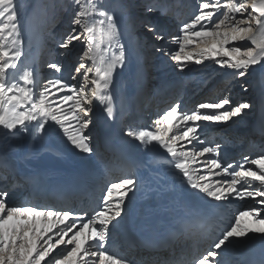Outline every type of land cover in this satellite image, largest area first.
<instances>
[{
	"label": "snow or ice",
	"instance_id": "obj_1",
	"mask_svg": "<svg viewBox=\"0 0 264 264\" xmlns=\"http://www.w3.org/2000/svg\"><path fill=\"white\" fill-rule=\"evenodd\" d=\"M72 5L74 15L69 31L62 36L59 46L67 50L74 42L83 45L79 63L72 68L68 81L47 79L35 91L31 68L25 67L18 77L9 74L18 68L24 55L20 5L18 0H0V128L19 132L27 131L32 125L47 131L50 120L59 126L72 146L83 153H92L91 138L85 130L91 124L93 102L106 105L104 111L108 117L113 116L110 90L113 73L125 64L126 50L115 15L100 7V0H72ZM198 8V13L181 26V34L171 37L178 50L171 52L159 47L158 52L170 55L181 68L183 62L195 60L196 64H202L211 60L241 78L254 66L264 68V0H201ZM147 11L155 9L149 6ZM155 23L148 21L145 28L156 41L163 42L165 37ZM236 42L245 43L235 46ZM47 66L56 73L62 70L57 63ZM78 78L79 87L69 82ZM178 108L174 105L166 110L153 122L152 130L130 128L125 135L146 146L158 143L171 157L167 163L181 181L206 197L216 201L233 196L241 200L258 197L257 203L264 205V150L254 159L245 156V163L235 167H222L218 159H210L204 166L207 174H200L201 170L193 165L205 154H218L220 146L185 147L193 140L198 145L202 143L196 135L197 122H227L250 109L251 104L233 106L225 96L217 102L198 104L190 114ZM207 112L211 114H204ZM221 173L230 178L213 179ZM136 183L133 178L109 183L102 197V209L91 216L86 212L74 214L70 209L12 206L7 202L10 193L0 189V264H136L135 260L110 254L106 247L109 225L121 217L125 198ZM246 219L251 223H245ZM253 232L264 234V212L257 207L235 215L234 223L226 225L219 236L211 239L210 250L194 256L190 264H222L218 257L224 248L234 238H248ZM161 264L188 262L172 258Z\"/></svg>",
	"mask_w": 264,
	"mask_h": 264
},
{
	"label": "bare ground",
	"instance_id": "obj_2",
	"mask_svg": "<svg viewBox=\"0 0 264 264\" xmlns=\"http://www.w3.org/2000/svg\"><path fill=\"white\" fill-rule=\"evenodd\" d=\"M136 1L140 2L141 4L146 2V0H130L132 3L130 8V3L128 1L124 4L121 0H100V7L107 9L109 12L115 15L121 31V43L125 45L126 50L125 64L122 67L118 66L116 71L113 73V84L110 89L113 96V116L110 118L104 109L101 111L102 116L105 117L104 122L100 125L102 128L100 136L103 140L99 141L102 142V144L99 145V151L96 153H98V157L101 160L100 162L103 164V168L101 169L100 166H97L94 164V162L86 159V155L83 152L79 155L77 154L78 156L71 155L70 149H73L74 153L81 151L72 146L70 142L67 141L66 136L62 137L64 142L63 144H55V141L52 138H49L46 141V144H48V150L53 153L47 154L44 160H42L43 162H40L42 163L41 166L45 167V169L53 165L52 167L55 169L54 171H56L58 174H63L67 179H74L76 181L74 182L77 184V186L83 187L84 179L95 180L99 176H102L105 179L104 181H106V184H108L113 179H118V176L122 171L121 169L123 168V162L119 157V152H121L122 155L126 157H130L134 167L132 166L129 168L134 171V178L137 180L138 184L135 190L133 188V191L128 194L129 197L127 196V198H125V202L128 204V206L123 207L120 217L122 219L120 221H114L113 226H110L111 239L106 245L109 253L113 254L115 253L116 249H118V253H115L118 257L123 256L129 260H135L136 264L139 263V261H141L140 264H161V261L172 258L177 261H190V258L195 254L197 249L205 246L208 248L210 247L211 242L210 239H203L202 235L199 233L193 234L190 230H186L187 234H183V232H181L182 236L177 242L170 240V246L160 253H154L153 251H148L147 249L139 247H136L135 249H127L122 241L123 234H127L129 236L135 235L154 237L156 235L170 231L172 227H175L176 230H178L180 222L186 216L194 215L195 210L198 212H210L213 221L209 225V229L206 230V232H209L213 230L211 227L213 222L218 224V220L223 221V218L228 220V216H225L229 215L232 211L231 208H228L229 206L227 203L223 201H216L211 197H206L204 193H200L198 190L191 189L187 185L186 181L182 182L178 177L176 170H174V168L167 163L171 157L166 154V150L163 149L158 143L153 142L152 145H147L148 153L146 155H138L136 154L133 148L134 145L132 143H138L139 141H136L133 138L125 135L126 130H123L121 119L125 112H128L131 109H134V113L137 111L138 104L134 105L131 102L136 96V85L139 87V89L141 88V93L143 95L141 102L143 105H147L148 111L152 114H154V111L158 109L157 107L160 105L162 107L165 106L164 111L168 110L174 105H178V109L182 108L184 105L182 104L183 101L181 103L176 102L177 94L174 93V89H161L160 87L153 84L144 86V82L153 77L152 75L155 73L154 69H150L151 62L149 61L150 58L148 55L150 56V54H148V51L150 52L151 49L148 48V44L146 45V43L142 42L144 40L143 37H140V40L138 37H136L138 42L143 44V50H141L139 46H135L136 48L134 49H128L126 46L127 43L124 41L126 39H133L132 43L135 44L137 42L134 40V37H132L133 31L131 30L132 28L133 30H136V28L134 26H130V20L131 22H134V19L132 20L130 17H126V12H128L129 8L130 11L136 10L135 7L138 5ZM181 3L183 2L179 0L176 4V8H178V10H176L178 12L183 7V4ZM186 3L187 2L185 1V4ZM28 4V0H24L20 4L19 16L22 17V20L25 24L24 27L21 24V35L24 41L23 53L26 57V66L31 68L33 71V68L36 67L37 55L42 51L40 48H36V44H41L43 42L44 48L45 46H48L46 44H49V42H46V39H49V37H46V35L44 36V33L49 32L52 29L51 27L57 23L56 15H58L57 19L63 14L66 18L68 13H71L70 17H67L69 18L67 21H70L72 17V11L70 12L71 2L69 4L66 3L65 6H63L61 2V4L58 5V8L52 10L51 12L45 13L40 0H34L33 2H30L29 5ZM149 4L150 3H145L144 5ZM28 6L30 8L27 11ZM169 10L170 9L166 8L163 10L166 11V14H159V19L162 21V24L159 27L160 21L158 22V31H165L167 21L172 19V16H169ZM144 13L145 12L141 9V14L144 15ZM178 14L179 13L175 14L174 20H177ZM143 26L145 27V24L142 25V27ZM68 31L69 26L66 23H62L60 34L65 35ZM244 43L245 42H243V44ZM53 44L54 43H52V45ZM77 44L78 42H74V44L69 48L70 50L67 49V53L63 56L66 60V69L69 74L72 70V68L69 66L72 65L73 67L75 65L72 63V61L75 59L79 60L80 56L82 55V47H79ZM25 45L27 49H25ZM248 46H251L250 43ZM46 50L49 51L48 49ZM73 52L75 53V55H73L75 56V59H71L72 57H70ZM44 57V65L41 71L49 73L53 72L54 70L47 66L48 64L52 63L50 62L51 57L48 58L46 55ZM22 59L19 64L22 63ZM206 61L208 60H205L204 62ZM148 63L150 64L147 65ZM213 70H217V72L214 73L211 79L206 81L201 79L194 80L187 75V88H196L199 85H202V82H205L203 85V87L205 86L204 89L203 87L201 88L205 94H202V98L199 96L202 100H205V102H217L219 99L228 96L232 103L236 102L235 104H232L233 106L248 102L251 104V108L244 110L239 116L233 117L227 122H217L216 124L209 125V121H204L203 126L200 125L197 128L196 135L198 140H201L200 142L203 144H205L207 141H211L212 144L219 145L221 148L222 160L227 158L226 154H230L232 160L237 161V163L240 164L244 160L243 157L246 151L251 152L249 153L250 156L256 157L261 152V150H264V68H261L260 66H254L250 73L244 78L233 76L231 69H221L216 64H214V69H212V71ZM49 73L46 75V78L52 79V77H48L49 75H52ZM166 75H168V73ZM166 75L165 78L167 79L168 76ZM173 76V82L178 83L181 77H177L175 74ZM75 81L76 83H79L80 79L78 78ZM192 83H197V85L195 87H191ZM168 90H170V95L168 94V96H165ZM169 98H171V101H169ZM160 100H162V103L158 104ZM93 109H98L100 111L102 109V105L94 101ZM164 111L161 112L160 116H162ZM128 119L134 120V117L130 116ZM49 122L54 123L50 120ZM34 123L35 122H33V124ZM140 125L142 128L143 124ZM138 126L139 125L135 124L132 126V129L138 130ZM152 126L153 125H150L148 129L150 130L151 128L152 130ZM32 127V125H29L27 131H21L22 135L18 141H15L11 137V135L17 131H8L3 128L0 129V150L2 152L7 151L9 154L8 158H11V156L14 157L15 160H12L14 164L21 165V159L17 155L19 153H17L18 151L14 150V147L11 145L3 144L4 140L9 136L8 138L11 140V142H21L24 144L27 137H29V135L32 133L30 130ZM211 127H213L214 130L210 131ZM37 131L38 134L41 130ZM202 143L200 145H202ZM66 144L69 145L70 149H64ZM4 145L6 147L9 146V149H7ZM193 145L194 142H192L190 145H187L186 147L192 148L191 146ZM103 146L108 147V152L106 151L107 149H103ZM24 147L25 149H28V145L26 143L24 144ZM112 149H115L116 152L112 153L110 151ZM228 150L231 152L226 153ZM77 157H82L83 160L89 161V163L82 161V163L85 162L84 167H86V169L82 168V166H79V162H81V160L77 162L71 161ZM198 160L200 163L204 161L202 158H198ZM34 162L36 163L37 161ZM40 162L31 164L32 168L35 169L37 166H39ZM69 163L71 164L69 165ZM253 168L255 170V166H253ZM119 171L120 173L118 174ZM3 172L4 170L1 171L0 176ZM4 174L7 175L5 172ZM46 175L48 178L54 177V175L48 173ZM83 175L84 178H82ZM9 183H11V185L16 184L15 181H9ZM18 185L19 184H17V186L14 188L16 191L14 195H11V198L21 206H34V204H37V206L40 207L48 208L50 206L52 208L56 206L55 204L58 206H72L75 204L74 206L78 207V209L85 208L86 211L90 210L92 207L90 205L93 202H89L86 198L82 199V202V200H80V195L73 191H71L65 197V199L62 197L57 199L58 196L55 194L50 197L47 196V198L44 200L40 196L36 197L37 200L29 199L27 197H19L23 189H25V185L22 184L23 189ZM69 185L70 183H66L65 188H67ZM101 187L102 183H99V188ZM91 188H94V185L91 186ZM99 192L100 191L98 190L95 193L99 194ZM183 195L189 197V202L184 203L179 200L180 196ZM259 199L260 198L257 197L255 199L245 198L243 200H237H240L238 202L239 206H244L245 208L257 207L261 208L262 212H264V205H259L257 203V200ZM152 203L153 205L150 206ZM58 210H60V208ZM224 222L227 224L226 221ZM247 223L250 224L251 222L248 221ZM262 236H264V234L253 232L249 233L248 238L233 239V242L229 244L227 248H224L218 259L221 260L222 264H238L240 259L244 257L252 258L253 261L256 262L264 261V239L261 238ZM195 239L200 240L202 244L199 242L195 244L193 243L192 245V241ZM186 241L190 242L189 252H186L181 247L183 244H186L184 243ZM255 252H258V255H254ZM130 256H133L134 258L131 259L132 257Z\"/></svg>",
	"mask_w": 264,
	"mask_h": 264
},
{
	"label": "rangeland",
	"instance_id": "obj_3",
	"mask_svg": "<svg viewBox=\"0 0 264 264\" xmlns=\"http://www.w3.org/2000/svg\"><path fill=\"white\" fill-rule=\"evenodd\" d=\"M23 1L24 0H18L19 5ZM33 1L32 0H28V3L30 4V2H33ZM121 1L124 4L127 3V1H128L130 3V8H131L132 3L130 2V0H121ZM178 1L179 0H166V1H164V0H146V2H143L142 4L140 2L136 1V3H138V5L135 7L136 10L135 11H130V8H129L128 12H126V17H128V18L130 17V19H132V20L134 19V22L133 21L131 22V20H130V23H131L130 26H134L136 28V30H133V28L131 30L133 31L132 32V37H134V40L137 41V42L135 44L132 43L133 39H126L124 41L127 43L126 46L128 47V49H130V48L134 49V48H136L135 46H139V48H141V50H143L142 49V47H143L142 45L143 44L138 42L136 37H138L139 40L142 37L144 38V40L142 42L146 43V45L148 44L147 45L148 48L151 49L150 52L148 51V54H150V56L148 55V57L150 58L149 61L151 62V64L148 63L147 65L150 64V69H154V72H155L152 75L153 77H151V76H150L151 78L148 77L149 78L148 81H153L157 86H161V87H170V88L174 87L175 88V92L174 93L177 94V100H178V101L176 100V102L177 103H181L183 101L182 104H184L183 107L181 108L182 109L181 112L183 113V110L185 109L186 111L184 110V113H189L190 114L192 111H194L196 109L198 104L205 102V100L201 99L202 98L201 96H203L205 94L204 91H203V89L205 87V86L203 87V85L205 84V82H202L201 83L202 85H199L196 88H191L190 89V87L187 88L188 85L186 84V81H187L186 78L189 76V77L193 78L194 80L201 79V80L206 81V80L211 79L213 77L214 73L217 72V70H213L212 71V69H214V62L210 61V60H208L206 62H203L202 64H196L195 60L190 61V62H183L184 63V67L181 68L180 66L177 65L176 62L171 60L170 55H164V54H162V53H160V52H158L156 50L159 47H164L166 49H169L171 52H174V51L178 50V45H176L174 43H171V37L172 36H176V35H180L181 34L180 33V28L183 25V23L188 22L189 20H191L194 17L195 14L198 13V10H199L198 6H199V3L201 2V0H196V1H194V0L193 1H191V0H180V1L183 2V3H181V4H183V7L179 10V12L177 11L178 8H176V4L178 3ZM185 1L187 2L186 4H185ZM40 2H41V5H43L44 13L45 12H51L52 10H55L56 8H58V5L61 4V2H62L63 6H65L66 3L69 4L71 2L70 12L72 11V17L74 15V9H73V5H72V0H40ZM145 3H150V4L149 5H144ZM149 6L152 7L153 9H155V11L148 12L147 8ZM29 8L30 7L28 6L27 11L29 10ZM166 8L170 9L168 11V13L170 14L169 16H172V19L167 21L166 30L165 31H160L165 37L164 41L160 42V41H156L153 38L152 34L149 33L144 26L142 27V25H144L148 21H156L155 27L157 28V30H159L158 29V22L160 21V19H159L160 15L159 14H161V13H165L166 14V11H163ZM138 9H140V10H138ZM141 9L145 12L144 15L141 14ZM176 13H179V14H178L177 20H174V17H175ZM70 15H71V13H68L67 17H70ZM127 15H130V16H127ZM64 16H65L64 14L60 15V18L57 19L58 15H56V22L57 23L54 24L51 27L52 28L50 30L51 32L49 31L47 33L46 32L44 33V36L46 35V37H49V39L45 38L46 42L48 41L49 44H46L48 46H45V48H44L43 42L41 43L42 45L40 44L41 48L42 47L43 48L41 49L42 51L39 53V56H37L36 67L33 68V73L35 74V82H36L35 91H37V90L39 91L40 90V85H42L44 83V81L47 79L46 75L49 73V72L41 71V69L43 68V65H44L43 64V58H45L44 57L45 55L48 58L51 57L50 58V62L57 63V64L61 65V69H62L61 72H59V73H56L55 71L50 72L49 74H52V75L51 76L49 75L48 77H50V78L52 77V79H54V78H63L66 81L69 80V73H68V71L66 69L67 65L65 63L66 60L63 57L67 52H66L65 49L60 48V46H59V44L61 42V38L63 36V34H60L61 25H62V23H64V24L66 23L69 26V23H70V21H67L69 18H67V17L65 18ZM19 20H20V24H22L23 27H24L25 24H24V22L22 20V17L19 16ZM161 22L162 21H160L159 27L162 24ZM52 43H54V44L52 45ZM138 43H140L141 45L138 44ZM242 44H243V42H236L235 46H241ZM77 45L79 47L83 48V45H81L80 43H78ZM24 47H25V49H27L26 45ZM46 47H48V48H46ZM46 49H48L49 51H47ZM41 55H43V56H41ZM73 55H75L74 52L70 56V57H72L71 59H75L74 58L75 56H73ZM22 58H23L22 59V63L18 65V68L15 71H11L9 73L10 76L18 77L20 74H22V71L24 70V68L28 67V66H26V60H25L26 57H25V55H23ZM77 59H78V57H77ZM72 63L77 65L79 63V60L75 59V60L72 61ZM69 67L73 68L72 65H70ZM167 73H168V75H166ZM174 74L177 75V77H181V79L178 81V83L173 82V79H174L173 75ZM165 75L168 76L167 79L165 78ZM69 82L72 83V84H75L77 87H79L80 82L76 83L75 80H71ZM189 83H191V82H189ZM196 85H197V83H192L191 87H195ZM202 87H203V89L201 90ZM168 94L170 95V90H168V92L166 93L165 96H168ZM57 95H59V94H57ZM34 99H35V97H34ZM169 101H171V98H169ZM160 103H162V100H160V102H158V104H160ZM235 103L236 102H234L232 104H235ZM102 107H103V105H102ZM164 107H162L160 105V106L157 107L158 110L154 111V114H152L151 125H153V122L156 119L159 118V116L161 115V112L164 111ZM102 110L103 109H101L100 111L98 109L97 110L93 109V111L91 112L92 114L90 113V120H91L90 127H89V129L85 130L86 134L89 135L90 138H91L90 144H91V146L94 149V151L92 153H85L86 159H89V161L94 162V164L97 165V166H100L101 169L103 168V164L100 162L101 160L99 159L98 153H96V152L99 151V145L102 144V142H99V141L103 140L101 138V136H100V134L102 132V128L100 127V125H101V123L104 122V119H105V117L102 116V112H101ZM204 114H211V113L207 112V113H204ZM128 117H129V114L126 115V118H128ZM129 121L132 122L130 119H129ZM129 121H128V125L126 126L127 128L132 127V126L135 125V124L134 125L129 124ZM197 123L199 124V126L200 125L203 126L204 121L197 122ZM216 123L217 122H208L209 125H213V124H216ZM141 124H143L142 128H141V125L139 124L138 130L145 129V128L148 129L147 126H144L145 125L144 123H141ZM49 125H51V126H49ZM0 129H2V128H0ZM46 129H47V131H40V133L37 134V132H38L37 130L38 129H36L34 127L30 128L32 133L29 135V137H27L26 142H25L28 145V149L27 148L25 149V147H24L25 143L23 144L21 142L20 143L18 142L19 143L18 144V143H15V142H11V140L8 138L9 136L7 138H5L3 144L11 145L12 147H14V150L18 151L17 153H19L21 157H25V158L28 159V161H32L33 162L32 164L35 163L34 161L43 162L42 160H44V158H45V156L47 154H49V153L52 154L53 153L50 150H48V144H46V141L49 138H52L55 141V144H60V143L63 144L64 142H63V138L62 137L65 136L63 134L62 130L58 127V125H55L54 123H50L49 121L46 124ZM150 130H151V128H150ZM212 130H214L213 127L210 128V131H212ZM13 131H16V130H13ZM21 131H23V130H21ZM21 131L15 132L14 134L11 135V137L15 141H18L21 138V135H22ZM98 135H99V138H98ZM198 141L200 142L201 140H198ZM192 142H194L193 146H197V147H199V146H209V145L216 146L217 145V144H212L211 141H207L205 144L202 143V145H200V144L197 145L198 144L197 140L196 141H192ZM139 143L140 142L132 143L134 145L133 148H134L136 154H138V155H146L148 153L147 146L143 145L141 143L139 144ZM181 143H183V142H181ZM186 146L187 145H185V147ZM193 146H191V147H193ZM32 147H34V148H32ZM6 148L9 149V146H7ZM23 149H25V150H23ZM64 149H70L69 145L66 144ZM229 150L226 151V153L231 152ZM70 152H71V155H76V156H78L80 153H82V152L74 153L73 149H70ZM249 153H251V152L250 151H246L244 153V157L245 156L249 157V160L250 159H254L255 156H250ZM226 155H227V158L222 160V158H221V148L219 147L218 154L217 153H212V154H208V155L205 154V156L202 157V159H204V161L202 163L199 162L197 164H194L193 167L200 169L201 170L200 174H207L206 171H204V166H205V163L208 160H210V159H218L220 161L222 167H226L228 165H233L235 167L236 165H239V163H237V161H233L232 160V157L230 156V154H226ZM244 157H243V159H244ZM31 158H33V159H31ZM80 160H81V162H79V166H82V168L86 169V167H84V163L85 162L89 163V161L83 160L82 157H77L75 159H72L71 161L77 162V161H80ZM82 161H85V162L82 163ZM242 162L245 163L244 160ZM242 162L240 164H243ZM70 164L71 163H69V165ZM215 171L219 172L220 170L217 169ZM134 175H135L134 171L131 168L128 167V168H126L125 172L121 171L120 175L118 176V179H121V178H133V179H135ZM225 178H229V177H225L223 173H221L218 176L213 177V179L218 180V181H222ZM118 179H116V180H118ZM116 180H112V182H115ZM109 183H111V182H109ZM105 184H106V182H105ZM137 184H138V182L136 183L135 188L137 187ZM14 185H12V187H10L8 189H4V190H7L10 193V196L8 197L7 202L10 205H12V206H21V205H18L15 202V200L11 198V195H14V193H15L14 191H16V189H14V188L17 185H15V186ZM106 187H107V184L105 186H102V189H101L102 190V196L100 197L101 201H100V204H99L98 208L96 210H94L93 213H95L96 211H100L102 209V207H103L102 197H103L104 193L106 192ZM135 188H134V190H135ZM132 191H133V189H132ZM127 196L129 197V195H127ZM235 198H237V197L233 196V197L229 198V201L228 200L223 201V202L227 203L228 206H229L228 208H231V210H232L229 215L225 216V217L228 216V220H232V223H234L235 215H237L240 211H244V210L250 209V208H247V207L245 208L244 206H239L238 202L240 200H237L239 198H237V199H235ZM35 205L37 206V204H34V206ZM152 205H153V203L150 204V206H152ZM125 206H128V204L126 202H124V205L122 207H125ZM230 206H232V207H230ZM38 207H40V206H38ZM93 209L94 208L92 206L90 208V210H93ZM74 214H80V213L79 212H77V213L75 212ZM121 219L122 218L118 217L116 220L120 221ZM123 219H124V217H123ZM247 222H248V220L246 219L245 223H247ZM113 223H114V221L112 222V224L109 225V227L110 226L112 227ZM78 227H79V225H78ZM69 235H71V234H69ZM54 239H55V237H54ZM65 239H67V237H65ZM110 239H111V237H110ZM234 239H236V238H234ZM202 248L206 249V246L202 247ZM207 249L210 250V247H208ZM200 251H201V248L197 249L195 254H197ZM206 251L207 250L202 252L200 255L204 254ZM195 254L193 255V257L195 256ZM130 257H132L131 259L134 258L133 256H130ZM191 259H192V257L190 258V260Z\"/></svg>",
	"mask_w": 264,
	"mask_h": 264
},
{
	"label": "water",
	"instance_id": "obj_4",
	"mask_svg": "<svg viewBox=\"0 0 264 264\" xmlns=\"http://www.w3.org/2000/svg\"><path fill=\"white\" fill-rule=\"evenodd\" d=\"M183 199V201H187V199L186 198H182Z\"/></svg>",
	"mask_w": 264,
	"mask_h": 264
}]
</instances>
